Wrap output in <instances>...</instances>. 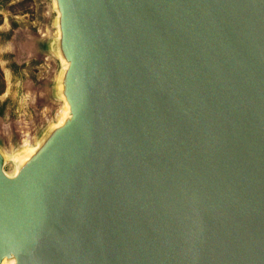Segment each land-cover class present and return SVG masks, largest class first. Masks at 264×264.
Here are the masks:
<instances>
[{
	"label": "water",
	"instance_id": "95a60500",
	"mask_svg": "<svg viewBox=\"0 0 264 264\" xmlns=\"http://www.w3.org/2000/svg\"><path fill=\"white\" fill-rule=\"evenodd\" d=\"M63 120L0 150V264H264V0H54Z\"/></svg>",
	"mask_w": 264,
	"mask_h": 264
},
{
	"label": "rangeland",
	"instance_id": "374dc122",
	"mask_svg": "<svg viewBox=\"0 0 264 264\" xmlns=\"http://www.w3.org/2000/svg\"><path fill=\"white\" fill-rule=\"evenodd\" d=\"M57 17L54 0H0V150L8 175L64 111Z\"/></svg>",
	"mask_w": 264,
	"mask_h": 264
},
{
	"label": "bare ground",
	"instance_id": "6f19581e",
	"mask_svg": "<svg viewBox=\"0 0 264 264\" xmlns=\"http://www.w3.org/2000/svg\"><path fill=\"white\" fill-rule=\"evenodd\" d=\"M67 109H68V107H67V104L65 103V107H64V111H63V113H62V116H61V118H60V122L63 120V118L65 117V115H66V113H67ZM59 122V123H60ZM30 151H32V150H29L28 152H30ZM27 152V153H28ZM6 263V261H4L2 264H5Z\"/></svg>",
	"mask_w": 264,
	"mask_h": 264
}]
</instances>
